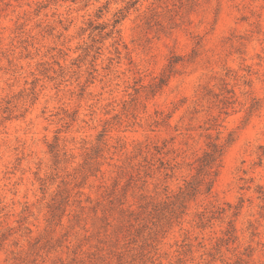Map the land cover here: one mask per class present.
I'll return each instance as SVG.
<instances>
[{
	"label": "rangeland",
	"instance_id": "obj_1",
	"mask_svg": "<svg viewBox=\"0 0 264 264\" xmlns=\"http://www.w3.org/2000/svg\"><path fill=\"white\" fill-rule=\"evenodd\" d=\"M0 264H264V0H0Z\"/></svg>",
	"mask_w": 264,
	"mask_h": 264
},
{
	"label": "trees",
	"instance_id": "obj_2",
	"mask_svg": "<svg viewBox=\"0 0 264 264\" xmlns=\"http://www.w3.org/2000/svg\"><path fill=\"white\" fill-rule=\"evenodd\" d=\"M224 148L223 146L217 144V143H212L210 145V148L205 151V153L198 158L197 161H199L198 165V171L199 174H203L205 177L209 176L211 173L213 175H217L218 169L220 165V161L223 155ZM213 182V178L210 181L209 189L211 188Z\"/></svg>",
	"mask_w": 264,
	"mask_h": 264
}]
</instances>
